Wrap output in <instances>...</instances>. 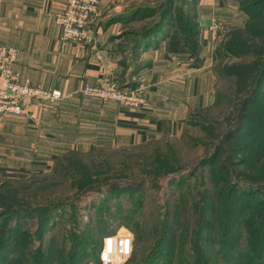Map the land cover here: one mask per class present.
I'll list each match as a JSON object with an SVG mask.
<instances>
[{"label":"rangeland","instance_id":"rangeland-1","mask_svg":"<svg viewBox=\"0 0 264 264\" xmlns=\"http://www.w3.org/2000/svg\"><path fill=\"white\" fill-rule=\"evenodd\" d=\"M252 1L234 0L239 7ZM260 3L264 5V0ZM172 5L176 22L190 38L192 0H142L133 8L134 16L122 19L117 34L121 44L132 50L145 29L165 19ZM259 34L250 39L242 33L233 49L225 50L224 44L231 46L233 38L224 33L217 47L218 80L212 105L188 117L177 136L148 144L152 149L147 153L157 147V153L182 170L163 175L159 183L140 184L152 175L142 170L147 162L141 156L145 149L109 147L69 152L42 175L0 182V213L7 212L0 214V236L8 222L16 224L9 242L0 247V264L98 261L104 238L121 227L134 236L125 264H241L243 228L237 214L241 202L237 203L233 182L243 177L255 183L259 187L246 189L243 197L253 192L264 202V135L252 136L254 121L261 119L264 107V81L253 88L254 77H246L253 59L249 50H255L251 45L260 42ZM251 139L263 145L253 146ZM240 160L244 166H232L226 181L218 179L222 172L212 169L221 162ZM84 164L87 170L82 173L79 168ZM189 172L193 173L173 181ZM260 217L264 219V214ZM24 235L29 243L22 242Z\"/></svg>","mask_w":264,"mask_h":264},{"label":"crops","instance_id":"crops-1","mask_svg":"<svg viewBox=\"0 0 264 264\" xmlns=\"http://www.w3.org/2000/svg\"><path fill=\"white\" fill-rule=\"evenodd\" d=\"M66 1L0 0V44L16 48L13 67L20 79L62 93L53 104L35 101L26 114L0 117V182L42 175L69 152L177 136L188 117L212 105L219 41L247 20L234 0H192L193 48L172 14L138 52L124 47L117 34L122 19L134 16L142 0H98L85 42L60 39L55 16ZM214 20L221 23L216 33L209 29ZM109 79L118 85L142 83L146 105L130 108L79 91Z\"/></svg>","mask_w":264,"mask_h":264},{"label":"trees","instance_id":"trees-1","mask_svg":"<svg viewBox=\"0 0 264 264\" xmlns=\"http://www.w3.org/2000/svg\"><path fill=\"white\" fill-rule=\"evenodd\" d=\"M241 2V0H240ZM245 4V7H241L246 14H247V20L245 25L242 28L234 29L230 32V35L233 39L232 45L225 43V50L233 49V47L237 44L236 42L239 40L238 38L244 34H247L250 39L256 38L257 34H259L258 38H260L259 43L252 44L251 46L255 48V50H249L250 55H253V59L250 61V64L252 66H247L251 72H249L246 77L247 78H253L251 81L253 88L259 87L261 83L264 81V5L260 3V0H254L252 2H243ZM248 7L249 10L247 9ZM252 9V10H251ZM166 11V10H165ZM175 9L173 8V5L167 9V13L165 12L166 16L165 19H159L158 22H156L155 25H152L150 29H145L142 39L138 40L139 42L135 43L133 45V50H137L140 48L141 44L145 41V38L151 37L150 39H155V37L158 36L162 32V27L170 23L172 12H174ZM171 13V15L169 14ZM171 16V17H170ZM181 37L184 39V42H190L192 44L191 48H193V41H192V35L195 33V29L192 30L190 38H186V36L183 34L182 27L177 23ZM140 33V32H139ZM138 33V34H139ZM137 34V35H138ZM191 53L193 54V50H191ZM249 63V62H248ZM237 66V65H236ZM238 68H242L241 66H237ZM257 71V73H256ZM131 86L136 85V82H128L125 83ZM125 84H121L119 86H123ZM261 119L254 121L255 125L252 126V136L257 138L258 136L264 135V107L263 111L261 113ZM158 140V139H157ZM252 145L259 146L263 145L259 140L251 139ZM155 141V140H154ZM148 143L135 145L137 148H144L145 154H142V159H147V162H145V166L142 168L145 169L147 172L146 174H152L149 178H143L139 183H151L156 184L161 181V177L164 175H173L178 171L182 170V167H175L176 163L171 162V158H168V156H162L161 153H157L158 148L154 147L151 153H147L149 150L152 149L151 145H148ZM153 143V142H152ZM131 147V146H130ZM151 148V149H149ZM170 151V154H173L172 150L168 149V152ZM99 154H96L98 156ZM165 155V154H163ZM140 157V156H136ZM154 158V159H153ZM207 161V159L203 160L202 164H204ZM138 166L140 163H136ZM100 166V165H99ZM232 166H244L243 161L239 162H230L227 163H219V165L216 167H212L213 170H215L216 173L222 172L221 177L218 179L226 181L227 179L231 178ZM87 165H81L79 168V171L82 173H85ZM154 167V168H153ZM153 168V169H151ZM180 169V170H179ZM184 169V168H183ZM141 170V171H142ZM157 170V171H156ZM161 171V173L159 172ZM234 171V170H233ZM239 172V170H238ZM193 172H189L187 174H180L179 178L173 179L178 180L180 178H184L186 176L191 175ZM241 174V173H238ZM21 179V178H20ZM242 179V180H241ZM238 182H233L234 188L238 192V194L235 193V198L237 200V203L241 202V205L243 204V208H241L240 204L237 207V214L242 217V228H243V245H242V252L244 253V258L241 262V264H264V219L260 217V213L264 214V202H260L257 198L253 196V192H251L254 188L253 187H259L255 183L250 181H245L243 177H240L238 179ZM242 181V182H239ZM246 182V183H245ZM223 191V186L220 188ZM246 189H250L251 193L247 197L244 196V191ZM217 190V189H215ZM97 193L100 192V187L95 190ZM223 195V194H222ZM239 201V202H238ZM261 211V212H260ZM7 212L2 211V215H5ZM55 225V223H52L49 228H52ZM16 228V224L13 222H8L7 226L5 227V230L3 234L0 236V247L4 246L7 242H9L12 233L14 232ZM43 231H40V234H42ZM108 234V233H105ZM25 240H22V242L29 243V236L24 235ZM28 239V240H26ZM27 254V253H26ZM28 255V254H27ZM169 261H171L169 259Z\"/></svg>","mask_w":264,"mask_h":264},{"label":"built area","instance_id":"built-area-1","mask_svg":"<svg viewBox=\"0 0 264 264\" xmlns=\"http://www.w3.org/2000/svg\"><path fill=\"white\" fill-rule=\"evenodd\" d=\"M97 4L98 0H67L63 10L55 16L61 28L60 39L88 41V24L98 12ZM220 25V22L214 20L209 29L216 33ZM16 56L15 47L0 44V117L26 114L31 102L53 104L62 98V93L57 88L34 86L27 80H21L19 73L13 67ZM79 91L83 95L114 101L130 108H142L146 105L145 86L142 83L134 86L128 84L119 86L109 79L101 84H85ZM117 233L108 236H117ZM127 236L128 233L120 234L114 248H118L119 240ZM103 247L104 242L101 251ZM99 261L102 264L100 254Z\"/></svg>","mask_w":264,"mask_h":264},{"label":"clouds","instance_id":"clouds-1","mask_svg":"<svg viewBox=\"0 0 264 264\" xmlns=\"http://www.w3.org/2000/svg\"><path fill=\"white\" fill-rule=\"evenodd\" d=\"M128 233L127 238L119 240L118 248H114L120 233ZM134 236L128 229L121 227L117 236H107L104 238V247L100 253L102 264H125L127 258L133 251Z\"/></svg>","mask_w":264,"mask_h":264}]
</instances>
